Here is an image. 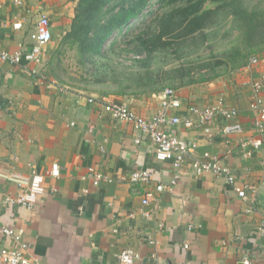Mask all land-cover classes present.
I'll list each match as a JSON object with an SVG mask.
<instances>
[{"label":"crops","instance_id":"obj_1","mask_svg":"<svg viewBox=\"0 0 264 264\" xmlns=\"http://www.w3.org/2000/svg\"><path fill=\"white\" fill-rule=\"evenodd\" d=\"M19 1L0 0L2 49L11 53L32 47L41 15L50 21L51 42L69 31L75 15L69 0ZM258 59L250 69L176 89L179 113L187 104L204 107L224 96L238 110L242 130L226 136L222 120L192 130L177 128L178 136L196 144L179 171L171 161H157L146 138L135 143L141 135L133 124L112 120L88 101L118 102L150 118L159 109L158 93L87 97L79 89L44 81L42 63L1 64L0 248L11 246L2 230L13 228L23 230L28 256L40 264H119L117 255L124 249L139 254L135 264H245L247 259L264 264V238L258 232L264 222V146L249 158L237 149L240 141L257 137L249 104L253 84L264 80V53ZM260 97L264 104V88ZM206 152L219 155L239 183L254 186L251 212L223 179L193 171V158ZM53 164L59 176H45V193L34 208L4 203L18 184L28 185L33 168L47 174ZM89 168L111 181L94 187ZM138 169L151 172L150 184L127 181ZM172 179L176 185L160 194L157 207L142 206L147 190Z\"/></svg>","mask_w":264,"mask_h":264},{"label":"trees","instance_id":"obj_2","mask_svg":"<svg viewBox=\"0 0 264 264\" xmlns=\"http://www.w3.org/2000/svg\"><path fill=\"white\" fill-rule=\"evenodd\" d=\"M150 1L80 0L63 41L73 40L77 43L82 58H88V61L99 58L102 62L112 52L118 58V65H122L123 61H131L126 69H144V72L123 71L120 76L115 74L112 81L116 84V89L104 94L98 91L102 97L156 94L166 87L165 81L173 83V89L209 82L245 66L250 56L258 53L264 46V36H256L260 32L264 33V10L257 6L245 8L242 0H159L165 8L173 5L170 10L161 13L149 10ZM207 1L219 2L227 9L230 8L238 27L237 43L220 54L222 57L214 63L204 62L201 71H198L199 78H194L190 68L180 67L174 68L170 73H155L151 69L152 62L162 56L169 45H174V51H179L188 38L198 36L201 38L200 44L205 42L210 14L220 9L212 10L205 5ZM147 19H151L152 23L145 25ZM136 23L138 25L133 28ZM143 25L145 28L142 29ZM149 25H155L156 29L152 30ZM132 35L134 37L130 40L128 37ZM110 38L107 47L104 43ZM130 54L135 57H129ZM221 66L222 70L218 71L217 68Z\"/></svg>","mask_w":264,"mask_h":264},{"label":"built area","instance_id":"obj_3","mask_svg":"<svg viewBox=\"0 0 264 264\" xmlns=\"http://www.w3.org/2000/svg\"><path fill=\"white\" fill-rule=\"evenodd\" d=\"M19 5V0H14ZM1 8V5H0ZM19 27L16 26L15 29ZM34 44L27 49H19L17 51L8 52L0 46V66L7 64L10 66L40 65L43 62V50L52 41V33L50 30V21L46 15H41L35 24ZM259 61L258 57H250L243 68L250 67ZM1 74V72H0ZM264 88V80L255 82L252 86V99L249 104L250 109L254 112L253 129L257 137L251 141H240L237 149L242 158H249L254 151L260 150L264 146V104L260 94ZM159 109L150 118H143L137 115L133 110L118 102H103L98 99L90 98L89 103H95L102 107L104 112L109 115L112 120H123L134 125L140 133V138L135 140L136 144L141 143V137L146 138L154 150V158L160 162L171 161L175 170L179 171L183 163L196 149V144L192 141L185 140L176 134V129L181 127L185 130L201 128L206 125L215 123L216 120L226 122L223 133L226 136L241 133L242 130L238 123V110L229 107L224 96H218L213 103L208 106H198L196 104H187L184 113H179L182 108L176 89L164 88L158 93ZM193 171L200 175L210 173L216 178L223 179L225 184L229 185L237 197L244 202L250 204L247 212H251L254 208V198L251 194L254 192V186L247 183H239L234 172L225 165L221 157L217 154L203 153L199 158H193L191 161ZM264 172V161L262 162ZM59 166L53 164L51 170L47 173H41L35 168L31 170L28 185L22 186L18 184V190L13 196H6L4 203L7 205H16L26 209H32L39 202L40 197L45 193L44 181L45 176L57 178L59 176ZM88 177L94 187L99 186L103 182L111 181L106 174L95 171L92 168L88 170ZM264 178V176L262 177ZM176 179V178H175ZM172 179L169 184H157L154 189L147 190L142 197V206L155 204L157 207L159 196L166 189H173L177 180ZM152 180L151 172L138 169L133 171L127 178L131 184H150ZM16 182V181H15ZM264 182V179H263ZM149 217V214H145ZM258 232L264 238V222L258 228ZM3 235L10 240V247L0 248V264H40L33 257L28 256L29 245L24 239L22 229L4 228ZM119 264H135L139 260V254L132 249H124L117 255ZM245 264H251L247 259Z\"/></svg>","mask_w":264,"mask_h":264},{"label":"rangeland","instance_id":"obj_4","mask_svg":"<svg viewBox=\"0 0 264 264\" xmlns=\"http://www.w3.org/2000/svg\"><path fill=\"white\" fill-rule=\"evenodd\" d=\"M69 1L71 2V6H73L74 13H76V8L79 5L80 0ZM242 1H244L243 7L245 8L257 6L258 9L264 10V0ZM205 5L209 8H212V10L220 8L216 11L214 10L213 13L210 14V26L206 29L207 36L205 42L200 44L201 38L198 36L195 38H188L187 42L183 43L178 49L179 51H174V45L172 46L173 48L171 45H169V48L165 50L163 55L157 57L152 62L151 69L155 71V73H170L174 68L180 67L184 69L190 68L191 73L193 76H195L194 78H199L198 71H201L200 68L204 62L209 61L210 63H214L216 59H220L222 57L220 54L227 51L232 46V44L235 45L237 43L236 39L239 38V32L234 21V16L230 12V8L227 9V7H224V5L219 2L211 3L210 1H207ZM172 7L173 5L165 8V6L159 0H151L149 10L153 12L159 11L161 13L170 10ZM150 22L152 23L151 19H147L145 21V25H148ZM137 25L138 23H136L133 28ZM145 25L142 26V29ZM149 26L152 30L156 29L155 25ZM262 31L264 32V24ZM256 36L261 38L260 36H264V33L260 32ZM133 37L134 36L132 35V37L128 38L131 40ZM118 39H120V36H118ZM110 41L111 38L107 40L104 45L108 47ZM263 53L264 46L258 53H255L250 57H259ZM129 57L135 56L130 54ZM117 60L118 58L114 56L112 52H110L107 60L101 62L99 58H96L94 60L92 59L88 61V58H82L81 54L79 53L77 43H74L73 40H70L69 42L63 41L60 36H57L55 40L49 43L43 50V66L41 69L42 74L39 76H41V78H43V80L46 82H55L59 86L66 87L69 90L79 89V91L85 94L87 97L95 94L94 96L102 98L101 94L99 95V92H103L104 94L106 91L116 89V84H114L112 81V77L115 74L120 76L121 72L123 71L144 72L143 68L138 67H129L126 69L128 65H131V61H123L122 65H118ZM243 67L244 66L240 68ZM222 68L223 66L218 67L217 70L221 71ZM236 70L237 69L231 70L224 76L234 74L236 73ZM165 83V88H175L173 83L169 81H165ZM104 97L108 98L109 96Z\"/></svg>","mask_w":264,"mask_h":264}]
</instances>
